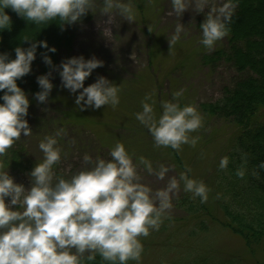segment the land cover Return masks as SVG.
<instances>
[{"label":"clouds","instance_id":"1","mask_svg":"<svg viewBox=\"0 0 264 264\" xmlns=\"http://www.w3.org/2000/svg\"><path fill=\"white\" fill-rule=\"evenodd\" d=\"M238 4L239 0H171L172 11L168 15L174 13L180 18L185 11L204 13L200 43L211 51L229 35ZM97 8L102 18L107 17L105 25L116 24L117 17L129 23L136 19L133 0H0V31L11 27L5 9L37 25L57 18L62 24L72 25L89 12L94 14ZM103 32L112 34L107 26ZM182 34H187L184 24L178 23L168 38L170 50ZM38 46L56 51L46 41H35L28 48L16 47L15 59L0 53V92L4 93L0 96V157L21 134H32L26 119L30 101L17 80L31 72ZM43 60L52 65L50 56L45 54ZM102 66L103 62L95 57L86 60L83 56L69 58L59 66L63 87L74 94L82 89L75 99L81 111L105 105L115 108L120 103L121 87L105 77L84 86L93 70ZM49 76L37 77L41 90L35 99L42 104L48 102L54 88ZM183 94L181 89L173 93L171 101L161 102L159 117L153 103H149L151 95L141 102L142 111L136 113V119L148 129L158 148L170 147L178 152L182 145L195 146L199 139L191 133L203 126V118L195 106H181L178 98ZM64 134L59 129L39 143L43 161L30 172L29 188L16 183L0 163V264H93L97 256L104 264H140L144 251L140 237L158 231L170 218L172 198L181 191V182L183 191L193 199L199 198L201 203L208 200L210 189L203 181L190 178L191 169L181 172L178 179L171 177L165 188L153 191L141 182L140 166L159 180H164L170 169L164 165L155 169L143 156L134 163L133 156L119 142L111 149L110 159H93L85 154L83 170L68 179L57 176L54 168L62 156L57 137ZM228 164L225 156L219 168L226 169ZM259 167L264 168V162ZM236 175L243 179L246 169L241 167Z\"/></svg>","mask_w":264,"mask_h":264},{"label":"rangeland","instance_id":"2","mask_svg":"<svg viewBox=\"0 0 264 264\" xmlns=\"http://www.w3.org/2000/svg\"><path fill=\"white\" fill-rule=\"evenodd\" d=\"M133 1L136 19L132 23L117 17L116 24L105 25L103 22L107 17L102 18L98 8L92 13L91 20L78 23L72 48L67 56L61 53L62 60L59 62L61 64L79 56L86 60L95 57L102 61L103 66L93 70L84 81V86L105 77L121 87L119 105L115 108L111 105L99 109L88 107L81 111L75 99L82 89L75 94L65 89L59 67L49 76L54 88L47 103H39L27 84L26 95L33 98L26 117L32 134L28 137L21 134L19 140L27 148L31 164L26 169L5 170L8 169L16 183L29 188L30 172L37 163L43 161L39 143L45 138L44 135L54 133L52 124L68 114L82 127L69 128L61 136L62 141L57 145L62 149L61 162L54 168L57 176L68 179L83 170L85 154L93 159H110L111 149L119 142L133 156L134 163L143 156L151 161L155 169L160 165L170 169L165 179L159 180L140 166L138 172L141 182L153 191L165 188L171 177L178 179L179 174L187 169H191L190 178L203 181L210 189L206 203H201L199 198L195 200L200 205L205 204L211 216L204 214L197 218L190 217L189 204L181 207L176 203L181 197L192 196L183 191L181 182V191L172 198L170 218L165 219L168 221H164L158 231H150L149 236L140 237L144 248L140 264H169L195 259H206L210 263L229 259L237 264H264V250L247 247L244 240L225 225L224 210L218 205L217 198L221 195L218 196L216 191V169L231 147L237 128L231 121L203 115L200 110L201 103L221 99L224 87L231 85L236 72L225 63L213 68L201 62L200 52L209 51L200 43V25L204 22V13L185 11L178 18L174 13L168 15L172 11L171 0ZM207 11L205 9V13ZM178 23L184 24L187 34H182L181 40L170 50L168 38ZM105 26L110 28L111 35L103 32ZM224 42L222 39L216 45ZM41 67L40 63L33 67L36 81L42 75ZM181 89H184L183 96L178 98L181 106H195L203 118V126L191 133V136L199 139L195 146L182 145L178 152L170 147L158 148L148 129L136 119V113L142 111L141 102L145 96L151 95L149 103H153L159 117L162 110L160 103L171 101L173 93ZM83 141L88 143L85 142L83 146ZM174 156L183 165L181 163L179 166Z\"/></svg>","mask_w":264,"mask_h":264},{"label":"trees","instance_id":"3","mask_svg":"<svg viewBox=\"0 0 264 264\" xmlns=\"http://www.w3.org/2000/svg\"><path fill=\"white\" fill-rule=\"evenodd\" d=\"M133 4L135 5L134 1ZM5 11L11 18V27L0 31V53H7L10 60L15 59L16 47L28 48L35 41H46L49 48L56 49L52 53L38 46L36 59L31 65L32 74L30 72L17 80L18 86L26 94L28 84L30 92L35 96L41 89L33 76V67L40 63L42 75L51 74L59 67L61 53L67 56L72 48L75 26L91 20L93 14L89 12L72 25L62 24L58 18L37 25L20 17L11 9ZM229 27V35L223 38L224 44L216 45L212 51L202 50L199 57L203 65L213 68L220 63L228 64L234 69L236 76L231 85L224 87L221 99L201 103L200 110L203 115L231 121L237 128L234 141L223 156L229 158L228 167L222 170L218 166L216 169L218 184L216 191L221 195L216 198L218 205L224 210L225 225L236 232L247 247L264 250V168L259 167L264 162V0H239ZM45 54L51 57L52 65L39 62L44 61ZM3 94L0 92V96ZM28 99L31 108L33 98ZM0 103L3 101L0 100ZM52 125L55 131L48 136H54L59 129L66 132L69 128L82 127L68 114L58 118ZM57 140L61 142L62 137H57ZM85 142L87 141L82 142L83 146ZM174 158L180 166L182 162L177 160L176 156ZM0 163L5 169L18 170L26 169L31 164L27 148L20 140L7 150L5 156L0 157ZM241 167L246 169L243 179L236 175ZM181 198L177 199L176 203L181 207L189 204L188 216L195 218L204 214L211 216L205 204V207L203 204L200 205L192 196ZM133 263L134 261L128 262ZM93 264L104 262L97 256ZM169 264H237V262L227 259L210 263L206 259H195Z\"/></svg>","mask_w":264,"mask_h":264}]
</instances>
